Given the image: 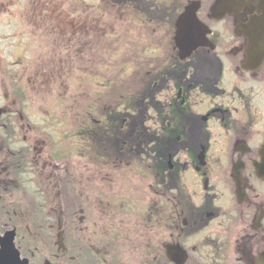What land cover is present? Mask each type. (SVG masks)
Masks as SVG:
<instances>
[{
    "label": "flooded vegetation",
    "instance_id": "af4514ba",
    "mask_svg": "<svg viewBox=\"0 0 264 264\" xmlns=\"http://www.w3.org/2000/svg\"><path fill=\"white\" fill-rule=\"evenodd\" d=\"M0 264H264V0H0Z\"/></svg>",
    "mask_w": 264,
    "mask_h": 264
},
{
    "label": "water",
    "instance_id": "95a60500",
    "mask_svg": "<svg viewBox=\"0 0 264 264\" xmlns=\"http://www.w3.org/2000/svg\"><path fill=\"white\" fill-rule=\"evenodd\" d=\"M188 15H189V13L186 11L185 14H183V15H181V16L179 17V19H178V21H177V24H176V27H177L178 30H181L182 25H183L184 23H186V21L190 20ZM192 19H193V18H192ZM192 21H193V20H192ZM191 23H192V22H191ZM193 25H196V23L193 22ZM180 35H181V34H178V32H177L176 42H177V45H178V46H180L181 44H183V46L180 47V50L183 52V51H184L183 47H184V46H187V44L184 43V42H180V43H178V41L180 40ZM189 44L191 45V48H192V47L196 46V45L199 44V43H198V42H191V43H189Z\"/></svg>",
    "mask_w": 264,
    "mask_h": 264
},
{
    "label": "rangeland",
    "instance_id": "374dc122",
    "mask_svg": "<svg viewBox=\"0 0 264 264\" xmlns=\"http://www.w3.org/2000/svg\"><path fill=\"white\" fill-rule=\"evenodd\" d=\"M157 62H158V63H161V62H162V60H157Z\"/></svg>",
    "mask_w": 264,
    "mask_h": 264
}]
</instances>
